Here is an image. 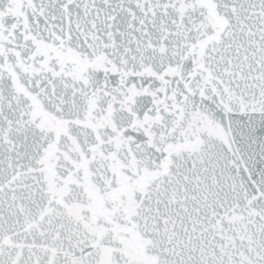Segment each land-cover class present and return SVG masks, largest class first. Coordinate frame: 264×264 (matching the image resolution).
Returning a JSON list of instances; mask_svg holds the SVG:
<instances>
[{
	"label": "snow or ice",
	"instance_id": "snow-or-ice-1",
	"mask_svg": "<svg viewBox=\"0 0 264 264\" xmlns=\"http://www.w3.org/2000/svg\"><path fill=\"white\" fill-rule=\"evenodd\" d=\"M0 264H264V0H0Z\"/></svg>",
	"mask_w": 264,
	"mask_h": 264
}]
</instances>
